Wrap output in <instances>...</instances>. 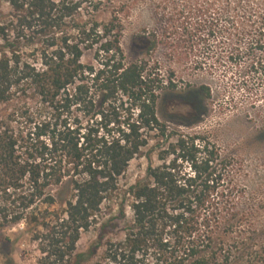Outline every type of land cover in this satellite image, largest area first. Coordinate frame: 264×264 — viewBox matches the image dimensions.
Listing matches in <instances>:
<instances>
[{
	"label": "trees",
	"instance_id": "obj_1",
	"mask_svg": "<svg viewBox=\"0 0 264 264\" xmlns=\"http://www.w3.org/2000/svg\"><path fill=\"white\" fill-rule=\"evenodd\" d=\"M5 1L16 35L0 25V106H12L0 117V228L24 224L38 264H87L98 252L96 264H264V220L245 203L234 160L206 137H166L161 164L120 184L152 134L164 135L156 104L175 86L148 61L125 62L117 19H86L102 0ZM231 3L226 60L264 78V0ZM85 52L95 65L81 62ZM65 185L58 213L50 190ZM91 229L95 241L78 253Z\"/></svg>",
	"mask_w": 264,
	"mask_h": 264
},
{
	"label": "rangeland",
	"instance_id": "obj_2",
	"mask_svg": "<svg viewBox=\"0 0 264 264\" xmlns=\"http://www.w3.org/2000/svg\"><path fill=\"white\" fill-rule=\"evenodd\" d=\"M225 1L233 0H102L100 9L88 12L86 19H117L125 62L148 61L158 80H169L175 86L162 93L156 104L165 133L152 137L164 138L149 141L130 162L120 184H134L144 177L148 165L161 164L158 149H166V137H206L234 160V180L245 190V203L257 206L256 217L264 220V78L255 80L243 74V69L234 73L226 60L231 53L235 55L231 23L226 22H234L236 11L232 3L226 9ZM0 10V25L12 40L15 21L5 0ZM141 36L154 41L156 48L148 52L147 45L138 40ZM92 55L85 52L81 62L95 65ZM201 88L209 90L208 99ZM11 108L0 106V117ZM50 191L56 199L51 210L59 213L64 209L62 202L71 196L70 189L65 185ZM130 216L126 208V217ZM115 233L116 238H122L120 230ZM95 239L92 229L82 233L76 251H85ZM100 254L87 264H96ZM40 257L24 224L0 228V264H38Z\"/></svg>",
	"mask_w": 264,
	"mask_h": 264
}]
</instances>
